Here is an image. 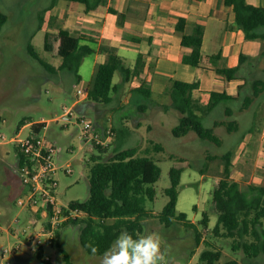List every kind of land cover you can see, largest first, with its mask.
<instances>
[{
	"label": "rangeland",
	"instance_id": "1",
	"mask_svg": "<svg viewBox=\"0 0 264 264\" xmlns=\"http://www.w3.org/2000/svg\"><path fill=\"white\" fill-rule=\"evenodd\" d=\"M64 1L68 0H0V11L7 16L0 29V264H46L45 255L50 257L52 264H66L64 253L68 255V264H100L103 253L90 254L83 248L75 224L62 227L52 244L44 243L42 258H39L35 243L32 242L30 247L25 238L36 236L45 217L16 203L23 193V185L14 169L17 149L9 140L27 136L31 132V123L38 120L45 121L39 134L57 149L55 161L60 165L71 164L72 172L57 169L55 173L56 196L64 203L87 198L88 159L98 150L83 135L82 125L77 120L81 114L92 122L98 133L102 134L106 127L111 128L112 134L104 142L107 154L135 147L138 155H149L159 165L160 177L153 184L154 199L145 202V207L154 213L159 212L167 201L164 188L169 184L168 169L171 166L182 168L176 208L196 223L202 234L200 242L196 241L193 228L177 223L164 226L156 217L143 219L141 234L147 231L160 233L165 246L170 249L167 264H205L200 260V254L209 241L221 248V256L213 264H224L232 258L239 260V264H262V256L245 258L240 251L232 250L227 237L211 231L217 219L211 194L214 177L220 175L223 168L221 154L237 140L231 176L241 184L264 182V97L256 98L243 110L237 108L239 103L229 102L233 107L231 115L225 114V103L221 102L209 118L203 117L206 126L211 125L212 119H233L238 123L239 129L228 134L224 125L214 128L223 140L219 145L199 138L193 131L174 136L171 129L178 123L179 112L172 108L169 95L157 93L147 97L134 91L129 82L120 83L108 103L85 98L88 104L84 112L79 113L75 109L76 90L86 88L92 78L95 70L93 55L83 58L78 69L81 78L76 82L71 72L56 68L60 58L52 57L42 47L45 30L55 31L67 24L61 16L70 10L68 7L60 17L54 14ZM80 7L84 9V5ZM29 43L33 45L34 54L28 51ZM91 45L95 47L96 44ZM124 64L130 67L129 58ZM256 66L246 76L242 71V77L237 78L241 83L247 79L248 94L252 78L264 79L261 69L264 64ZM113 81L121 82L119 71L114 73ZM234 84L231 93L236 95L238 86ZM64 106L72 108L70 116L63 114ZM155 142L160 143L162 149L155 148ZM204 215L208 217L209 229H204L200 223ZM46 236L40 235L41 238ZM17 244L20 248L14 253H3L5 247ZM1 254H4L2 258Z\"/></svg>",
	"mask_w": 264,
	"mask_h": 264
},
{
	"label": "trees",
	"instance_id": "2",
	"mask_svg": "<svg viewBox=\"0 0 264 264\" xmlns=\"http://www.w3.org/2000/svg\"><path fill=\"white\" fill-rule=\"evenodd\" d=\"M84 5L85 11L103 4L105 0H70ZM225 7H231L234 12L233 26L242 29L246 39H259L264 42V6H255L246 0H220ZM7 19L4 12L0 11V29ZM185 19L178 18L176 28L181 32V46L189 48L183 54L182 61L195 66L200 64L216 65L219 55H206L201 53L203 27L195 24L191 32L184 31ZM231 25V27H233ZM226 27L230 25L226 24ZM84 36L73 35L67 29L58 27L57 30H45L43 35V50L52 57H59L60 63L56 67L60 71H69L75 81H80L78 73L83 58L95 51L90 43H83ZM28 51L34 54L33 45H27ZM99 49L106 53L104 62L97 64L92 78L86 86L87 99L94 102L108 103L113 94L118 90L120 83L128 82L132 76L140 73L141 59L138 57L136 66L131 68L124 64L123 58L117 53L114 46L101 43ZM264 53V49L262 50ZM246 56L240 54L239 62L232 67H216V71L225 79L236 78L237 73ZM53 71V69H50ZM116 71L121 74V82H114ZM246 76V75H245ZM199 77L195 80L183 81L169 80L163 94L170 97L173 109L179 112L178 123L171 129L174 136H182L193 131L201 138L222 144V139L215 133L214 128L224 125L227 134L239 129L238 123L231 119L219 121L212 119L209 126L204 125L203 117H208L212 110L221 102L225 103L224 112L231 115L233 105L239 103L240 110L250 106L256 98L264 97V79L255 77L250 82V93L246 87V80L238 84L236 95L222 90H201ZM134 91L147 97L153 95L150 88L139 85ZM228 102V103H227ZM20 125L17 126L19 130ZM43 123H31V127L39 131ZM241 140H239L240 142ZM238 140L229 146L222 154L223 168L221 174L215 176V186L211 194V203L217 213L215 225L211 229L214 234H221L231 242L232 250L240 251L245 258L262 256L264 264V182L241 184L231 177L233 150L238 145ZM97 154H91L88 174V196L83 201H70L71 206H79L86 211L87 216L75 222L62 225L75 224L79 229V241L83 248L90 254L91 247L95 246L102 254L122 230L130 233L141 234L143 219L156 217L164 226L173 223L182 224L195 230L197 242L201 240V231L196 228V223L187 218L186 213L176 208L178 198V185L181 176V167L171 166L168 169L169 184L164 188L167 201L159 212L154 213L145 207L147 199L153 200L155 188L153 184L159 179L161 169L149 155H138L135 147L113 151L107 154V146L94 144ZM154 147L162 149L160 143L155 142ZM23 155H16V161L21 164ZM203 171V169H200ZM204 229L208 228V217L204 215L200 220ZM58 230L56 235H59ZM207 248L200 254V260L205 264H213L221 256V248L212 242H207ZM36 255L42 258L41 246L37 248ZM68 264V255L64 253ZM46 264H52L44 259ZM236 258L229 259L224 264H239Z\"/></svg>",
	"mask_w": 264,
	"mask_h": 264
},
{
	"label": "crops",
	"instance_id": "3",
	"mask_svg": "<svg viewBox=\"0 0 264 264\" xmlns=\"http://www.w3.org/2000/svg\"><path fill=\"white\" fill-rule=\"evenodd\" d=\"M246 1L264 6V0ZM81 5L77 1H64L54 14L60 17L68 7L70 10L61 16L67 23L62 28L73 35L84 36L83 43L95 40V51L90 53L94 67L106 59V53L99 49L104 42L116 48L124 63L129 58L131 68L136 66L140 57V73L128 81L132 88L142 85L150 88L153 94H161L171 79L191 82L198 76L201 90L231 93L233 84L238 86L241 83L237 78L242 77V71L245 76L256 69L257 64H264V42L246 39L242 29L233 26L232 8L225 7L220 0H106L88 11ZM180 17L185 19L186 33L191 32L195 24L203 27L201 53L218 54L216 65L201 63L203 67H195L182 61L189 48L180 43L181 32L176 28ZM226 24L230 27L227 28ZM240 54L246 59L236 78L227 80L216 71V67L237 65ZM261 69L264 71V66ZM86 100L75 98V109L79 113L84 112L88 104Z\"/></svg>",
	"mask_w": 264,
	"mask_h": 264
},
{
	"label": "built area",
	"instance_id": "4",
	"mask_svg": "<svg viewBox=\"0 0 264 264\" xmlns=\"http://www.w3.org/2000/svg\"><path fill=\"white\" fill-rule=\"evenodd\" d=\"M77 99L87 98V89L78 87ZM72 108L64 106L63 114L70 116ZM78 122L82 125L83 135L90 139L92 144H104L112 134L110 127H106L103 133H98L94 130L92 122L85 118L83 114L77 117ZM35 124L43 123L44 120L33 122ZM11 142L14 143L17 149V155L21 153L23 160L21 164L15 161V170L20 176L23 185V193L16 200L17 205L32 210L35 215L42 214L45 220L41 223L40 231L36 236L26 237V242L32 247V242L35 243V249L42 246L44 243H53L56 232L62 228L65 223L75 222L79 225V220L87 216L79 206H71L70 201L62 202L56 196L57 180L55 173L57 169H63L66 173L72 172L70 162H65L63 165L55 161L54 156L57 153L55 145L48 141L45 136L40 135L31 127V132L25 137H12ZM0 230H2L0 228ZM41 234H46L45 238H41ZM17 235V231L16 234ZM20 248V244L14 245L11 248L5 247L4 254L14 253ZM4 254H1V258ZM50 260L48 255L44 257ZM9 264V262L5 263Z\"/></svg>",
	"mask_w": 264,
	"mask_h": 264
},
{
	"label": "clouds",
	"instance_id": "5",
	"mask_svg": "<svg viewBox=\"0 0 264 264\" xmlns=\"http://www.w3.org/2000/svg\"><path fill=\"white\" fill-rule=\"evenodd\" d=\"M98 249L91 247L92 254ZM170 249L155 231L143 234L122 230L103 252L100 264H167Z\"/></svg>",
	"mask_w": 264,
	"mask_h": 264
}]
</instances>
